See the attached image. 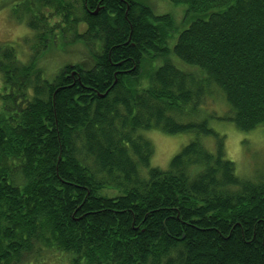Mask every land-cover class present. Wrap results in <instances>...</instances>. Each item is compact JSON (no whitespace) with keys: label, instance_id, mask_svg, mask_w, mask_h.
Returning a JSON list of instances; mask_svg holds the SVG:
<instances>
[{"label":"trees","instance_id":"trees-1","mask_svg":"<svg viewBox=\"0 0 264 264\" xmlns=\"http://www.w3.org/2000/svg\"><path fill=\"white\" fill-rule=\"evenodd\" d=\"M169 2L194 19L173 50L172 19L142 0H35L34 56L0 47V264H264V183L237 174L209 125L264 129V0ZM56 33L76 35L91 65L47 78ZM216 92L225 118L178 120ZM152 130L217 146L194 140L161 170Z\"/></svg>","mask_w":264,"mask_h":264},{"label":"rangeland","instance_id":"rangeland-1","mask_svg":"<svg viewBox=\"0 0 264 264\" xmlns=\"http://www.w3.org/2000/svg\"><path fill=\"white\" fill-rule=\"evenodd\" d=\"M150 5L157 15H168L175 29L169 35V47L173 50L179 34L187 29L193 18H187L188 7L186 5H174L169 0H142ZM76 1L74 4L76 5ZM35 0H0V47L11 46L17 51L18 59L27 63L28 60L36 53L37 42L40 36L37 32L30 30L29 25L33 22L37 15ZM76 16L78 22L82 20V12ZM45 16L49 17L52 11L44 9ZM60 18H53L51 24H57ZM39 22V21H38ZM76 32L83 36L85 28L78 26ZM76 33V34H77ZM76 35L67 34L64 37L57 35L56 37L47 38L46 42L50 45L40 63L45 69L46 77L52 79L59 71L64 70L68 66L84 64L86 67L91 65L89 52L82 44L76 43ZM64 40V42H63ZM173 62L180 69L194 72L192 67H186L175 56H172ZM163 64V60L156 62H148L145 71H152ZM2 80L0 77V89ZM203 112L199 115L189 114L186 117L178 119L182 123L201 122L210 114L217 117H226L230 114V109L226 103L222 93L216 92L215 96L208 95L205 102L200 107ZM210 127L219 136L225 137V152L228 160L232 161L236 166L237 174L242 178H247L255 183H264V129L255 132H241L232 122L221 120H210ZM153 145L154 154L151 159V167L161 170L168 169L172 159L180 153V151L193 142L200 139L205 147L210 151H215L217 141L212 136H201L198 133H186L178 135H168L161 131L152 130L143 132ZM143 172V171H142ZM65 259L55 256L48 264H65Z\"/></svg>","mask_w":264,"mask_h":264},{"label":"flooded vegetation","instance_id":"flooded-vegetation-1","mask_svg":"<svg viewBox=\"0 0 264 264\" xmlns=\"http://www.w3.org/2000/svg\"><path fill=\"white\" fill-rule=\"evenodd\" d=\"M86 6V5H85ZM86 8H87V6H86ZM89 10H91L89 13H91V14H93L95 11L94 10H92V8H90ZM52 11V10H51ZM52 13H53V11H52ZM54 18H57V17H54ZM59 23V22H58ZM81 26H83V27H85V25H81ZM86 29V28H85ZM57 34V33H56ZM58 35V34H57Z\"/></svg>","mask_w":264,"mask_h":264},{"label":"water","instance_id":"water-1","mask_svg":"<svg viewBox=\"0 0 264 264\" xmlns=\"http://www.w3.org/2000/svg\"><path fill=\"white\" fill-rule=\"evenodd\" d=\"M100 9H101V8L99 7V8L93 13V15H97ZM73 75H74V73H73ZM104 96H105V95H103L102 97H104Z\"/></svg>","mask_w":264,"mask_h":264}]
</instances>
